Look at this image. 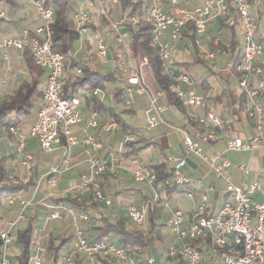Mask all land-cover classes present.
Here are the masks:
<instances>
[{
	"label": "built area",
	"instance_id": "built-area-1",
	"mask_svg": "<svg viewBox=\"0 0 264 264\" xmlns=\"http://www.w3.org/2000/svg\"><path fill=\"white\" fill-rule=\"evenodd\" d=\"M33 5L42 20V24L34 28H23L19 32L0 39V61L6 62L7 51L10 49H28L34 63L43 70H47L41 103L36 108L28 138L38 144V148L45 153L59 150V163L49 168L47 175L37 179L34 193L30 199L16 193L4 199L7 205L17 204L19 212L15 220L7 221L0 230V264H11V247L14 243L13 230L18 223L26 221L25 211L34 205V194L43 183L55 187L59 175L71 165L72 148L80 144L87 156L88 167L82 173L80 183L73 189L83 193L89 185L93 186L91 199L93 202L110 204L102 191L98 188L96 179L106 172H111L118 162L124 161L121 150L127 141H132L133 135H124L120 141L119 151L109 147L107 157L101 159L91 156L98 153L103 145L98 136L85 133L78 138L73 133V127L81 122L77 107L79 97L65 94L64 86L69 77L78 78L82 75V65L92 66L96 63L110 62L112 70L123 78L121 98L126 107H131L135 98L144 97V123L148 130L156 129L166 124L165 114L168 105L162 101V91L158 88L150 90L144 82L142 69H151L148 57L140 55L137 60L131 56L128 47V28L141 21L150 29L149 46L157 51L159 60L169 72L166 62L173 55V43L187 38L184 34L190 30L194 35V45L197 49L203 44L202 36L206 34L210 24L225 21L230 14H234L242 26V49L238 53L237 61L228 60L226 69L237 73V85L244 99L233 103V110H243L253 124V134L248 139H242L232 134V125L217 116L209 107L207 100L198 95L196 82L186 73L171 76L174 93L182 107L188 111V116L196 125L189 128H179L181 134L182 151L179 155H169L168 164L173 168V175L163 181L165 187L180 188L189 201L198 196L200 201L191 209L182 210L172 207L161 199L154 187L155 172L137 163L132 171V179L147 184L153 192V200H159L168 214L166 225L171 230L172 241L164 249L163 260L172 264H264V172L250 182L248 168L239 164L242 183L234 185L225 169L231 162L224 156V151L213 149L207 153L204 147H213L218 134L225 140V151L248 152L254 148H261L264 153V126L262 107L258 103L259 96L264 94V62L263 46L256 37L259 25L258 7L261 0H201L192 8L184 5L183 0H136L142 2V13L132 14L130 9L122 11L118 20L112 18V11L119 0H78L79 7L72 15V22L77 33L78 44L66 53L55 51L50 40L49 25L53 22V11L43 7L39 2ZM148 2V3H145ZM93 8V9H92ZM99 11V16L107 25L106 35H111L118 47V54L114 55L105 40L96 32L91 34L95 51H89L86 46V36L93 24L91 10ZM4 12L0 11V18ZM104 39V38H103ZM108 50L112 53L110 61L106 59ZM208 59L215 63L224 54L219 46L204 51ZM103 94L100 89L91 91V95ZM87 126H99L98 113L90 111ZM115 121L103 125L105 132L118 130ZM9 132L16 137V157L18 164L28 166L34 161L32 152L25 151L26 136L19 127L10 126ZM189 155L195 156L208 165L210 171L217 178L225 182V191L229 198L225 199L217 210L211 207L208 191H195L191 187L190 178L178 171L186 164ZM18 183V180L15 181ZM259 194L262 201L253 199ZM76 201H82L80 194H73ZM148 201L141 204H130L126 207V219L130 228L142 233L148 226ZM71 212V211H70ZM59 216L56 209L49 211L48 218ZM74 221H88V214L79 212ZM33 253L30 261L33 264H43L42 255L45 248L38 239L30 241ZM72 253L63 255L65 264H74L73 256H83L89 264H161L155 253L143 251L131 253L129 249L121 247L108 240L107 236L100 239H89L82 229L75 225L69 240Z\"/></svg>",
	"mask_w": 264,
	"mask_h": 264
},
{
	"label": "crops",
	"instance_id": "crops-1",
	"mask_svg": "<svg viewBox=\"0 0 264 264\" xmlns=\"http://www.w3.org/2000/svg\"><path fill=\"white\" fill-rule=\"evenodd\" d=\"M192 0H183V3L186 7L192 8L197 6L201 3V0H198V3H194L192 5H187ZM119 3V2H118ZM0 10L4 12V17L6 21L0 22V39L5 37H9L17 32H19L23 28H34L40 24H42V20L36 11L35 14H32L31 10H26L23 6L16 10L8 8L7 12L4 10L3 7H0ZM36 10V9H35ZM17 13V14H16ZM120 13H122V9H120ZM114 11H112V18L114 20H118L117 18L113 17ZM258 16H259V25L256 32V37L259 42L263 46V55L260 58L261 62H264V0H261L258 7ZM93 24L89 30L87 36L91 35L97 28H95V23L97 25H101L103 38L105 39L106 44L108 47L113 51L114 55H117L119 50L117 45L111 43L112 41L109 38V35H106L108 28L105 26V23L102 21L101 17L99 16V11L97 8L93 10L92 19ZM87 36L85 37L87 40ZM111 36V35H110ZM184 40L181 42L173 43L174 46L173 54L176 53H185L190 58H194L195 56V49L193 46L189 44V39L183 38ZM223 39V40H222ZM110 40L111 42H109ZM113 40V37H112ZM242 26L240 20L234 15L230 14L227 20L225 21H217L209 25L206 34L202 36L203 41V48H199L198 51L201 56L205 55L204 51L211 50L212 47L216 46L217 42L222 43L225 47L229 44H232L234 47V53H240L242 49ZM114 42V40H113ZM129 42V39H128ZM87 49L90 50L91 43L88 41L86 42ZM204 50V51H203ZM9 51H12L15 55V58L12 62L15 63L16 60H20L21 58L24 59L23 53L21 50L10 49L7 51L8 59L6 62L0 61V71L5 70V76L9 78V74L13 77L12 81L3 77L0 85V101L7 100L8 97L10 98L19 88V85L24 80H29V74L26 70V73H19L14 70L9 69V60L10 55ZM141 53L140 55H142ZM229 52H224L218 61H222V68L218 73L221 78L226 81V85L222 86L219 89L212 88L208 80L206 79L207 83V90L202 88H195L198 95H201L207 100L209 107L214 111V113L219 116L222 121H227L232 125V134L241 137L242 139H248L253 134V124L251 119H249L243 110L235 111L233 110V103H237L242 99L241 92L237 85V80L231 72L226 69V63L228 61ZM191 60H185L184 62H175L172 59L166 62L168 68L172 71H184L186 66L182 63L191 62ZM182 65H181V64ZM94 70L104 72L106 69V64H100L99 62L92 66H90ZM194 65L191 67L193 69ZM218 69V65L215 66ZM213 71V67H207ZM215 68V69H216ZM169 71L171 72V70ZM112 70V66L111 69ZM214 72V71H213ZM151 69H142V75L144 82L147 84L150 90H155L157 88L152 75ZM197 73V72H196ZM215 73V72H214ZM199 75V74H198ZM121 79V86L123 84V77L121 75L117 76ZM199 77H203L199 75ZM207 78V77H205ZM235 80L236 84L232 85L230 83V79ZM46 79V78H45ZM44 82L41 84V89L43 90ZM103 91V90H102ZM206 96H204V94ZM106 91H103L102 95H106ZM91 95V94H90ZM97 97V96H96ZM142 110L145 104V98L142 97ZM100 101L103 102L102 98H98ZM32 102L34 108L30 115L23 116L21 122L18 124L20 128L21 125H24L26 122L31 125L32 121L34 120L36 108L41 103V98L33 97ZM80 103V98H79ZM258 103L262 107V118H263V126H264V94L259 96ZM84 112L81 116V122L73 127V133L78 137H83L85 133L96 135L99 137L103 147L98 153H91V156L98 157L101 159H105L107 157V152L109 147H113V139L119 137L118 145L120 141L123 139V135L120 134V129L105 132L102 127L103 125L107 124L110 121H113L112 118L109 117L106 113H98V122L99 126L96 128H91L87 126V122L90 115V107L87 106L86 102L83 101ZM131 108V107H130ZM171 108H173L171 110ZM166 124L153 129L152 135L148 138H145L142 134V130L140 127V135L145 142L140 146V149L136 152V155L126 156L123 155L124 161L118 162L116 167L111 172H106L103 175L99 176L96 179L98 188L102 191L103 195L110 200V204L105 205L102 201L96 202L97 210L93 207H90L93 203L91 199V194L93 192V186L89 185L88 189L85 190L83 193H77V191L73 190L79 183L82 173L86 172L88 167L87 156L83 151V146L78 144L72 148V162L70 167L63 171L58 177V183L55 187H51L46 183H43L41 187L35 192L34 194V205L28 207L25 211L26 214V221L22 223H18L15 229L13 230V236L17 229H22L26 226V224L30 221L32 222V235L30 241L32 239H38L41 246L45 248V252L42 255V263L43 264H56L57 258L53 257L54 249L61 246L62 241L66 236H70L73 233V229L78 226L80 229L84 231V234L89 238L92 239L95 236L96 232L93 230V227L99 226L100 222L97 220H92L93 217H98V215L103 214L102 212H107V214L111 217H116L122 219L129 227L127 219H126V207L130 204H141L144 201V197L147 195L148 197H152V189L151 195L144 194L139 189H132L126 185H124V177L121 173L127 174L126 172L130 173L132 178V171L135 169L136 165L131 162V159H136L137 163L142 166L151 167L157 163H161L163 161H167L166 157L169 155H179L182 151V144H181V134L178 131L179 128H189L191 127V123L188 121V111L181 110L175 106L168 105L167 112L165 114ZM0 129L4 131L7 136V140H9L10 135L7 133L6 129L0 125ZM147 129V128H146ZM148 130V129H147ZM108 134L107 138L105 139L102 136ZM143 135V136H142ZM217 141L213 142V147L205 146L203 149L209 150L212 152L213 149L217 151H224V156L231 162V165L225 169V173L230 177V181L234 185H240L242 183V178L240 172L237 169L239 164H243L248 168V178L245 182H250L260 174L264 172V153L261 148H254L251 151L244 152V151H225V140L222 138L220 133L218 134ZM37 144V143H36ZM35 144L34 141H30L25 145L26 152H32L34 155V161L28 165V168H25L21 172L18 170L13 171L15 175L8 176L10 178L18 179L20 182L26 184V189L21 195H24V198L30 199L34 193V185L40 177H44L47 175V172L50 167L55 166L59 163L60 159V152L59 150H55L49 156V162L47 166H43V159L40 157L39 153L36 151L39 150L38 146ZM114 148V147H113ZM117 149V148H114ZM129 148H122L121 153L127 152ZM147 149H150V154L146 155V157L142 158L141 160L138 157L144 153ZM9 158H17L16 153L12 152L9 156H3L0 160L5 164L4 165V172L7 175V168H6V160ZM167 166H170L167 164ZM15 170V169H14ZM181 173L190 178L191 180V187L193 190L199 192L204 189L211 188L208 193L209 202L211 203V207L215 210V208H219L223 201L229 196L225 191V182L221 178H217L213 175L210 171L208 165L204 162L198 160L195 156L189 155L186 161V164L180 168ZM165 180V179H164ZM163 180V181H164ZM162 181V184H163ZM116 187V188H114ZM156 192L158 193L159 197L168 204L173 203L172 207H178L177 202L181 201V196L184 192L177 187H172L174 190L171 194H166L165 191L162 189L159 184H154ZM144 195H143V194ZM73 194H80L82 201L89 206V210H79L77 209L75 204L68 202L67 200H62V198H73ZM185 195V194H184ZM253 199L256 201H262V197L259 194H254ZM198 196L193 201V206L197 203ZM127 202V203H126ZM192 206V207H193ZM0 207L2 210V215H0V230L5 227L7 221L15 220L17 214L19 212V207L17 204H14V208H9L10 206L7 205L4 201L0 202ZM51 209H56L59 216L57 218H48L49 211ZM191 209V208H190ZM93 210H95L93 212ZM188 210V209H187ZM71 211V212H70ZM85 212L88 214V221L86 222H75L74 216L77 215L79 212ZM88 211L93 212L92 214ZM165 211H162V213ZM167 212V211H166ZM165 212V213H166ZM160 214V216L162 215ZM97 214V215H96ZM167 214V213H166ZM168 215V214H167ZM90 216V217H89ZM168 217V216H167ZM61 218H70L71 224L70 226L66 227L63 226V220ZM91 219V220H90ZM55 220H57L55 222ZM52 222V223H51ZM163 238V243L161 244L162 247L158 248L155 251L158 259V262L161 264H172L169 261L163 260V252L165 246L168 243V238L166 235ZM167 238V239H166ZM29 241V244H30ZM69 243V241L67 242ZM118 245V243H117ZM66 243L61 247L58 251L57 256L63 257V255L68 254V252L64 248ZM21 247L18 243L14 241L11 247V264H17V255L20 252ZM31 255L33 253V247L30 244ZM71 250V249H70ZM30 259V258H29ZM63 259V258H62ZM64 262V261H63ZM74 264H89V261L85 259L83 256L75 255L73 256ZM27 264H33L30 260ZM65 264V263H64ZM106 264H114L113 262H109Z\"/></svg>",
	"mask_w": 264,
	"mask_h": 264
},
{
	"label": "trees",
	"instance_id": "trees-1",
	"mask_svg": "<svg viewBox=\"0 0 264 264\" xmlns=\"http://www.w3.org/2000/svg\"><path fill=\"white\" fill-rule=\"evenodd\" d=\"M39 2L43 7L50 8L53 11V22L49 25L50 40L52 42L55 51L60 53H66L68 50L75 47V41L77 40V33L72 22V14L76 10L74 6V0H34ZM126 2L127 9H130L132 14L140 15L142 13V2L136 0H119V3ZM148 3V2H145ZM3 5L10 7L11 9H18L20 4L17 0H0V7ZM1 11V10H0ZM3 12V11H2ZM6 21L5 17L0 18V22ZM129 31V43L128 47L133 59L137 60L141 53L148 57L149 65L151 68L152 78L158 89L162 91V101L167 105L175 106L181 110H185L176 98L174 93V84L171 80V76H175L181 72L191 76L196 82V88H202L207 90V83L205 77H199L197 73L192 72V66L197 62H203V59L194 45V35L189 31L185 32V36L189 39L190 46L195 49V56L191 62L182 63L186 66L184 71H172L166 72L164 65L159 60L158 53L149 46L150 41V29L144 25L141 21H138L135 25L128 28ZM216 46L221 47L223 52H229L228 60L237 61V53H234V45L229 44L225 47L222 43L217 42ZM26 70L29 74V80H24L20 83L18 90L7 100L0 101V125L9 132L10 126L18 127L23 116H28L32 112L34 105L32 102L33 97L42 98V89L40 85V75L43 71L38 67L29 52L28 49L22 50ZM181 64V63H180ZM181 64V65H182ZM82 75L78 78L69 77L66 80L64 91L66 95L77 96L83 99L91 111L97 113H106L111 116L120 129L121 135H133L132 141L124 143L123 148H129L123 155L131 156L136 155V152L140 149V146L145 142L140 135V129L135 126L126 124L117 114L112 112L108 106L106 107L102 101L96 96L90 95L94 89H100L110 93L115 101L123 103L121 98V79L113 74V70L109 71H97L88 65H82ZM235 78L237 73L232 71ZM106 82L114 84L112 89H108L105 86ZM207 93L204 94L206 96ZM240 104L243 105L244 99H240ZM129 111L134 112L132 108ZM188 121L191 126L196 124L191 121L190 117ZM167 158V157H166ZM167 160V159H166ZM168 161L157 163L150 168L155 172L154 184H159L166 194H171L173 188L165 187L162 181L167 178H171L173 175V168L167 166ZM4 163L0 160V202L4 201L7 197L19 192H24L26 184L20 182L18 179L10 178L4 172ZM169 165V164H168ZM18 180V183L15 181ZM143 194V193H142ZM144 195V194H143ZM72 204H75L79 210H89V206L95 208L96 202L91 205H86L83 201H76L74 198H62ZM148 201V226L145 233H142L136 229L128 228L127 224L119 218L111 217L109 215L100 214L97 218L93 217L92 220L100 222L99 226L93 227L96 232L95 236L91 240L100 239L110 234L118 236V245L129 249L131 253L143 251L146 253H155L158 248L162 247L163 238L165 237L161 232V224L158 223V218L164 207L160 204L159 200H153L152 197L147 195L144 197V201ZM91 220V219H90ZM32 235V222H28L22 229H17L14 234V241L21 247L20 252L17 255V264H27L31 256L30 250V238ZM70 236H66L61 243L60 247L54 249L53 257L57 258V253L61 247L70 240ZM161 249V248H160ZM156 254V253H155Z\"/></svg>",
	"mask_w": 264,
	"mask_h": 264
},
{
	"label": "rangeland",
	"instance_id": "rangeland-1",
	"mask_svg": "<svg viewBox=\"0 0 264 264\" xmlns=\"http://www.w3.org/2000/svg\"><path fill=\"white\" fill-rule=\"evenodd\" d=\"M198 2H199L198 0H192L189 3H186V4L189 6V5H192L194 3H198ZM17 3H19L21 6H23V8H25L26 10H31L32 14L36 13V10H35L36 8L33 5V1L32 0H17ZM73 3H74L75 8L79 7L80 3L78 2V0H74ZM126 5H127L126 2L118 3L115 6V8L113 9V11H114L113 17L117 18L118 16H120V9H122V11L125 12L127 10ZM2 7L7 12L8 6L3 5ZM91 12H93V10H91ZM6 14L8 16L9 13L7 12ZM93 20L95 21V18H93ZM105 26L107 27V25H105ZM95 28H97L95 30V32L99 35V37L100 38L102 37V40H105V39H103L101 25H97L95 23ZM109 38H110V40L112 42L110 40H108V41L111 42L114 45L115 42H113L112 36L109 35ZM87 41L89 43H91V47H90L89 51H95L94 44H93L92 39H91V35L87 36ZM77 44H78V40L75 41V45H77ZM202 48H203V44L201 45V49ZM173 49H174V46H173ZM9 55H10L9 64H11V65H9V69L10 70H14V71L19 72V73H26V65H25L24 59L23 58H21L20 60L15 59L16 62L12 64V62H13V60L15 58V55L13 54L12 51H9ZM111 57H112V53L108 50L107 55H106V59L108 61H110ZM201 57L203 59V62L195 63L194 67L192 69V72L193 73L197 72V74H199V75H201L203 77H207V80L210 83L212 88L219 89L222 86L226 85V81L223 78H221V76H219L218 73H217L222 68V61H220V60L218 61L217 60V62L215 63L213 60L208 59L206 55H203ZM171 59L173 61H175V62H184L185 60L186 61L187 60H191L192 58H190L185 53H183V54L179 53L178 54V53L175 52L172 55ZM217 65H218V69L215 67ZM106 66L107 67H106L105 71L107 72V71H109L111 69L112 65L109 62V63L106 64ZM209 66L211 68L213 67V71L215 73L210 68H207ZM99 70L101 71V68ZM113 74L115 76L119 75L118 73H115V72H113ZM5 75H6L5 74V70H1L0 71V85H1V81H2L3 77L9 79V81H12L13 77L10 74H9V78L7 76H5ZM46 75H47V70H43L41 75H40V78H39L40 85L44 82V79L46 78ZM230 83L232 85L236 84L235 80H233L232 78L230 79ZM105 86L108 89H112L114 87V84L110 83V82H106ZM97 98H102L104 105L106 107L108 106L110 109H112L113 110L112 112L117 114L126 124H128L130 126L140 127L141 130H142V134L144 135L145 138H148V137H150L152 135V130H147L146 126H145V123H144L143 110H142V106L140 104V103H142V101H141V99H143L142 97H138V98L134 99V101H133V103L131 105V108L134 110V112L129 111L130 107H126L122 102L115 101V99L109 94L102 95L99 92L98 95H97ZM83 101H84L83 99H80V103H79V105L77 107V110L79 111L80 116L83 115L82 113L84 112V109H85L83 107ZM172 109L173 108H171V110ZM109 117L112 118L111 116H109ZM29 128H30V125L27 122L24 125L20 126L21 132L26 136V144L28 142L32 141L31 139L28 138ZM107 136H108V134H106L105 136H102V138L104 137L106 139ZM118 140H119V137H116V138L113 139V143H112L113 147L117 148V149H114L112 147L113 151H119L121 149V146L118 145ZM35 144H36V142H35ZM36 145L38 146V144H36ZM16 147H17L16 137L14 135H11L9 140H7L6 134L4 133V131L2 129H0V158L3 157V156H9L11 154V150H12V152L16 153ZM204 151H205V149H204ZM37 152L39 153L40 157H42V159L44 160L43 163H42L43 166L44 167L47 166V164L49 162L48 159H49L50 154L42 152L40 149L38 151H36V153ZM150 152H151L150 149H147L146 151H144L143 154H141L138 157V159L141 160L142 158L146 157L147 154L149 155ZM206 152L209 153V150H206ZM6 168H7V176H13V175L16 174V173L14 174L13 171L17 170V172H18V170H19L21 172L25 168H28V166H22V165L18 164L17 158H12V159L9 158V160H6ZM178 172L181 173L180 170ZM126 173L127 174L121 173V175L124 177V181H123L124 185H126V186H128V187H130L132 189H139L144 194L151 195V191H150L151 188L147 184L142 183V182L134 181L131 178L130 173H128V172H126ZM114 188H116V187H114ZM208 195H210V193H208ZM21 196L24 197L23 194ZM199 201H200V197H198L197 202H199ZM171 204L173 205V203L170 202L169 205L172 206ZM177 205H178V207L180 209H182L184 211V210L192 208L193 202L189 201L188 198L186 197V195L183 194L181 196V201H178ZM9 206H10L9 208H14V204L13 205H9ZM94 209L97 210V206ZM95 210H93V212ZM215 210H217V208H215ZM88 212L91 213V214L93 213L91 211H88ZM102 213L104 215H108L107 212H105V211L102 212ZM0 215H2L1 207H0ZM61 219L63 220L62 221L63 222V226H66V227L70 226V224H71L70 218H61ZM56 221L57 220H55V222ZM166 222H167V214L165 212H163L162 215L159 216V218H158V223L161 224V232H162V234L166 235L167 238L169 237L168 238V242H171L172 241L171 230L166 225ZM108 240L113 242V243H115V244H117L118 243V236L110 234L108 236ZM64 248H66L65 250L68 253L69 252L72 253V250H70L71 246H70L69 243H66V246ZM56 264H64L63 259H62L61 256H57Z\"/></svg>",
	"mask_w": 264,
	"mask_h": 264
}]
</instances>
